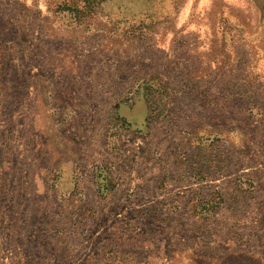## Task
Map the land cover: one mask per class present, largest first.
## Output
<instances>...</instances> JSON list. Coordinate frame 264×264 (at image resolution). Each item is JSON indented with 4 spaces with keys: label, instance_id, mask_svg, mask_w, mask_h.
<instances>
[{
    "label": "rangeland",
    "instance_id": "374dc122",
    "mask_svg": "<svg viewBox=\"0 0 264 264\" xmlns=\"http://www.w3.org/2000/svg\"><path fill=\"white\" fill-rule=\"evenodd\" d=\"M261 8L0 0V264H264Z\"/></svg>",
    "mask_w": 264,
    "mask_h": 264
},
{
    "label": "trees",
    "instance_id": "16d2710c",
    "mask_svg": "<svg viewBox=\"0 0 264 264\" xmlns=\"http://www.w3.org/2000/svg\"><path fill=\"white\" fill-rule=\"evenodd\" d=\"M65 9H68V10H70L71 8H70V7H68V8H65ZM72 9H76V8H72ZM260 11H261V13H262V14H264V9H262V8H261V9H260Z\"/></svg>",
    "mask_w": 264,
    "mask_h": 264
}]
</instances>
